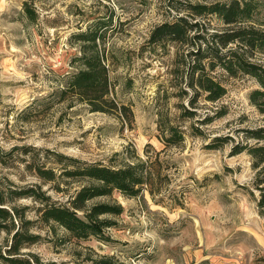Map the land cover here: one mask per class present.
<instances>
[{
  "label": "rangeland",
  "instance_id": "1",
  "mask_svg": "<svg viewBox=\"0 0 264 264\" xmlns=\"http://www.w3.org/2000/svg\"><path fill=\"white\" fill-rule=\"evenodd\" d=\"M174 1L0 0V208L11 215L0 219L1 255L20 229L39 237L16 256L32 262L111 257L121 264H264V218L258 215L250 157L229 156L231 141L219 150L206 148L215 137L230 136L236 143L241 130L264 127V115L248 101L257 84L217 71L226 94L215 103L199 98L197 114L181 120L179 104L188 106L178 96L184 85L174 74L176 48L148 42L150 32L177 13ZM258 1L257 27L264 29V0ZM24 3L36 15L34 22ZM212 24L218 28L217 21ZM95 30L101 35L98 49L107 67L109 98L128 108L131 123L92 112L75 97H61L79 67L75 35ZM158 111L184 130L179 147L164 148ZM216 112L224 115L202 124ZM49 152L104 166L135 153L151 166L153 193L147 188L129 199L113 192L91 201L118 204L124 211L111 217L116 226L105 231L109 241H76L63 229L43 224L33 198L14 197L34 188L62 204L85 184L45 183L27 169L33 162L57 171Z\"/></svg>",
  "mask_w": 264,
  "mask_h": 264
},
{
  "label": "trees",
  "instance_id": "2",
  "mask_svg": "<svg viewBox=\"0 0 264 264\" xmlns=\"http://www.w3.org/2000/svg\"><path fill=\"white\" fill-rule=\"evenodd\" d=\"M174 3L177 12L171 21L155 27L150 33L149 44L164 47L167 44L176 48L174 74L180 76L184 88L179 90V97L187 99L186 108L180 106L179 118L190 121L197 113L199 98L215 103L225 94L226 89L215 75L222 71L229 77L247 76L252 78L257 89L249 93L248 101L264 115V29L257 27L258 12L261 3L258 0H184ZM23 7L31 22L36 15L24 3ZM213 20L218 28H214ZM80 42V56L76 57L79 67L70 76L65 87L60 91L62 99L77 98L79 102L90 107L92 112L113 114L122 121L131 123L130 112L123 105H118L109 98L110 82L107 67L103 64L98 49L101 35L97 31H86L75 35ZM224 113L206 115L202 124H210ZM157 131L164 148H177L185 140V132L180 125H174L163 111L157 112ZM198 136H202L198 129ZM242 140L233 141L230 136L215 137L206 148L219 150L231 141L229 156L246 153L255 171L254 187L259 192L256 206L258 215L264 218V127L241 130ZM253 144H249L250 142ZM54 164L59 169L45 168L33 162L26 167L33 171L43 182L66 180L83 182L79 189L69 196L65 203L53 201L45 193L32 189L18 191L15 198H33L40 204L39 220L45 225L63 229L74 240H88L92 237L109 241L105 231L112 228L115 222L111 217L120 216L123 208L118 204L91 203L95 199L109 197L113 192L129 199L140 197L151 187L152 170L147 162H142L133 153L118 165H102L97 162L87 163L68 157L62 153L49 152ZM59 189V188H58ZM60 192V191H59ZM4 201L0 200V205ZM91 203V204H90ZM11 215L0 208V219ZM39 237L28 235L18 229L12 236V245L7 253L0 254V264H70L40 263L35 259L16 257L24 245H32ZM73 264H121L111 257H100L75 262ZM123 264V263H122Z\"/></svg>",
  "mask_w": 264,
  "mask_h": 264
}]
</instances>
